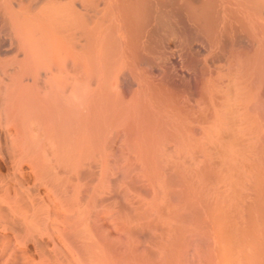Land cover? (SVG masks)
<instances>
[{"label": "bare ground", "instance_id": "1", "mask_svg": "<svg viewBox=\"0 0 264 264\" xmlns=\"http://www.w3.org/2000/svg\"><path fill=\"white\" fill-rule=\"evenodd\" d=\"M0 264H264V0H0Z\"/></svg>", "mask_w": 264, "mask_h": 264}]
</instances>
